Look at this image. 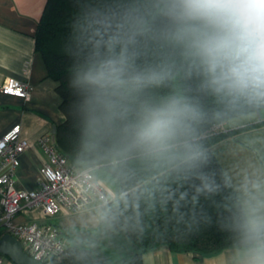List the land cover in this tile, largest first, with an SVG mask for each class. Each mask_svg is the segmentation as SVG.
<instances>
[{"label":"clouds","instance_id":"9594fccd","mask_svg":"<svg viewBox=\"0 0 264 264\" xmlns=\"http://www.w3.org/2000/svg\"><path fill=\"white\" fill-rule=\"evenodd\" d=\"M158 18L166 21L160 28ZM75 28L70 85L81 96L79 110L91 136L113 139L124 156L189 168L207 160L199 101L178 87L149 92L178 77H199L200 89L228 108L264 109V0L121 2L91 9ZM141 38L177 46L182 64H137ZM238 192L232 264H264V172L246 177Z\"/></svg>","mask_w":264,"mask_h":264},{"label":"trees","instance_id":"16d2710c","mask_svg":"<svg viewBox=\"0 0 264 264\" xmlns=\"http://www.w3.org/2000/svg\"><path fill=\"white\" fill-rule=\"evenodd\" d=\"M135 0H46L34 34L35 49L44 60L47 74L56 80L60 95L59 109L64 114L56 126L55 147L72 166L91 167L99 178L114 186L116 196L101 205L103 223L132 246L127 264H142V255L157 246L175 252L214 255L224 248L234 247L236 233L231 225L236 211L237 196L224 174L211 146L237 129L215 128L230 118L264 109L247 105L228 108L210 93L200 89V78L178 77L170 86L149 90L161 96L174 88L199 101L206 113L199 125V143L207 160L198 167L171 164L132 154H120L111 138L96 139L87 130L79 110L81 96L71 87V68L75 63V25L81 17L96 7ZM166 21L158 18L157 28ZM171 61L178 67L183 60L180 49L162 39L141 38L137 64L156 65ZM264 123V119L251 127ZM211 183L208 191L205 183ZM64 241L63 250L42 260L44 264H113L100 257L88 245Z\"/></svg>","mask_w":264,"mask_h":264},{"label":"crops","instance_id":"0c3cea01","mask_svg":"<svg viewBox=\"0 0 264 264\" xmlns=\"http://www.w3.org/2000/svg\"><path fill=\"white\" fill-rule=\"evenodd\" d=\"M46 0H0V84L5 77L26 79L31 85L28 99L0 91V137L14 124L21 125V136L29 146L19 155L15 170L16 185L24 189L37 186L39 169L49 162L43 138L52 126L63 122L56 80L47 74L41 53L35 49L34 34ZM264 119L254 111L230 118L223 129H237L211 149L236 196L246 177L264 172ZM106 184L110 183L101 178ZM114 189V186H111ZM36 213L18 214L15 221H27ZM66 239L88 245L113 264H127L132 246L103 223L101 204L93 203L82 212L61 211L47 220ZM234 247L214 255L175 252L157 246L142 255V264H232Z\"/></svg>","mask_w":264,"mask_h":264},{"label":"built area","instance_id":"2783aa9c","mask_svg":"<svg viewBox=\"0 0 264 264\" xmlns=\"http://www.w3.org/2000/svg\"><path fill=\"white\" fill-rule=\"evenodd\" d=\"M0 91L28 99L31 85L26 79L5 77ZM215 128L223 129V124ZM49 162L39 169L37 186L32 189L16 185L15 170L19 155L29 146L21 136V125L14 124L0 137V236L18 239L23 250L41 261L59 254L64 241L59 229L47 220L63 210L82 212L93 203L101 205L116 196L115 190L99 178L91 167H75L55 147L52 133L43 138ZM36 214L27 221H15L18 214ZM0 264H13L0 254Z\"/></svg>","mask_w":264,"mask_h":264},{"label":"water","instance_id":"95a60500","mask_svg":"<svg viewBox=\"0 0 264 264\" xmlns=\"http://www.w3.org/2000/svg\"><path fill=\"white\" fill-rule=\"evenodd\" d=\"M55 130L56 125L54 124L51 133L54 134ZM0 254L7 257L13 264H44L27 254L20 241L9 234L0 236Z\"/></svg>","mask_w":264,"mask_h":264},{"label":"rangeland","instance_id":"374dc122","mask_svg":"<svg viewBox=\"0 0 264 264\" xmlns=\"http://www.w3.org/2000/svg\"><path fill=\"white\" fill-rule=\"evenodd\" d=\"M253 112H254V111H253ZM223 123H224V122H223ZM223 123H222V124H223ZM107 185H108V184H107ZM110 187H111V186H110Z\"/></svg>","mask_w":264,"mask_h":264}]
</instances>
